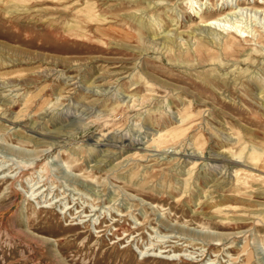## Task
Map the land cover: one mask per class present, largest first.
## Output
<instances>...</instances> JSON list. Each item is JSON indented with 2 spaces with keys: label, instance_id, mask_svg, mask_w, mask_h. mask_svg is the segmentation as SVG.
Returning a JSON list of instances; mask_svg holds the SVG:
<instances>
[{
  "label": "rangeland",
  "instance_id": "rangeland-1",
  "mask_svg": "<svg viewBox=\"0 0 264 264\" xmlns=\"http://www.w3.org/2000/svg\"><path fill=\"white\" fill-rule=\"evenodd\" d=\"M0 264H264V0H0Z\"/></svg>",
  "mask_w": 264,
  "mask_h": 264
},
{
  "label": "bare ground",
  "instance_id": "bare-ground-1",
  "mask_svg": "<svg viewBox=\"0 0 264 264\" xmlns=\"http://www.w3.org/2000/svg\"><path fill=\"white\" fill-rule=\"evenodd\" d=\"M214 23V22H213ZM70 24V23H69ZM73 27V26H72ZM232 28V27H231ZM233 29V31H235L236 33H238L240 36H244L245 35V32L243 31V30H241V29H239V26L238 27H234V28H232ZM239 36V37H240ZM260 51H261V49H260ZM263 52V51H262ZM255 53V52H254ZM186 116V115H185ZM156 141V140H155ZM253 150V149H252ZM251 151V150H250ZM254 159H257L256 157L254 158Z\"/></svg>",
  "mask_w": 264,
  "mask_h": 264
}]
</instances>
